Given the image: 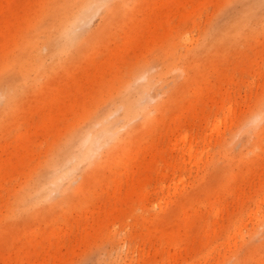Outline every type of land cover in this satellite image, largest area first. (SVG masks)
Segmentation results:
<instances>
[{
	"label": "rangeland",
	"instance_id": "1",
	"mask_svg": "<svg viewBox=\"0 0 264 264\" xmlns=\"http://www.w3.org/2000/svg\"><path fill=\"white\" fill-rule=\"evenodd\" d=\"M84 1L0 0V264H264V0Z\"/></svg>",
	"mask_w": 264,
	"mask_h": 264
},
{
	"label": "bare ground",
	"instance_id": "2",
	"mask_svg": "<svg viewBox=\"0 0 264 264\" xmlns=\"http://www.w3.org/2000/svg\"><path fill=\"white\" fill-rule=\"evenodd\" d=\"M73 3L75 4L76 11H75V13L72 14V16H70V14L73 11V9L71 8V5L68 4L66 2V0H64V2H60L59 3L60 4V8L62 9V11L57 12L56 10H52L50 12L52 14V22L51 23H44V27H46L47 29H50V26L53 24V22L54 21L57 22V24H58L57 25V31H59L58 35H63V36L69 37L71 42H75V40L80 35L84 34V32H82V30H81L82 29L81 28L82 27V21L84 20V11L90 5V2L87 3L84 0H79V1H76V2H73ZM33 51L35 53L34 58H36V59L39 58L38 55L39 56L41 55L39 47H34ZM143 78H145V77H143ZM150 84H151V81L148 80L146 83L141 84V85H139L137 87L138 97L136 99V108L137 107L138 108H143L145 106V103L148 102L149 97L147 95V92H148L147 90H148V86ZM2 94H3V90H0V96ZM125 103H126V105H125ZM123 105L127 107V109L125 110L126 114L129 111H131V109H130V100H129V102L127 100H124L123 101ZM111 122H113V121L110 120V123ZM103 129L112 130V131L115 130L114 128H111L108 125L104 126V128L101 127V132L103 131ZM92 132H94L93 128H90L89 130H87V134L85 136V138L87 140L89 138V141L91 143L89 145V147H88V150H86L84 152L88 156H94V154L96 153L97 148H99V147H101L103 145V142H102L101 138H99L100 136L99 137L96 136V135L93 136ZM113 133L115 134V133H117V131H113ZM190 150L192 151V148ZM63 159L65 161H70L72 159V155H71L70 151H66L65 152ZM75 166H76V164L74 163L71 167L73 168ZM71 167L70 168L66 167V170L64 172L69 173V171H71Z\"/></svg>",
	"mask_w": 264,
	"mask_h": 264
}]
</instances>
